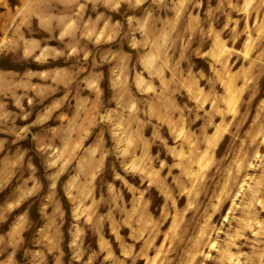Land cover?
Returning a JSON list of instances; mask_svg holds the SVG:
<instances>
[{
    "label": "rangeland",
    "instance_id": "obj_1",
    "mask_svg": "<svg viewBox=\"0 0 264 264\" xmlns=\"http://www.w3.org/2000/svg\"><path fill=\"white\" fill-rule=\"evenodd\" d=\"M0 264H264V0H0Z\"/></svg>",
    "mask_w": 264,
    "mask_h": 264
}]
</instances>
